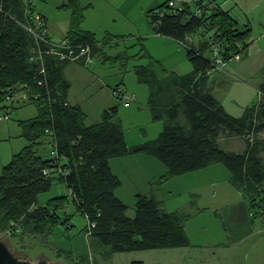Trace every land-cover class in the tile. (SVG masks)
I'll return each mask as SVG.
<instances>
[{
    "label": "trees",
    "instance_id": "1",
    "mask_svg": "<svg viewBox=\"0 0 264 264\" xmlns=\"http://www.w3.org/2000/svg\"><path fill=\"white\" fill-rule=\"evenodd\" d=\"M34 4L29 8L24 0H0V112L14 110L11 99L23 92L37 109L34 118L19 122L28 145L13 155L0 173V236L18 244L26 237L45 240L58 227H73L69 214L73 208L88 222V228L82 230L85 235L112 254L188 247L184 225L190 215L166 212L153 194L136 193L134 217L126 216L127 206L115 194L121 182L111 172L109 161L134 155L152 157L164 166L166 172L159 184L220 164L230 175V185L241 194L250 220L264 219V140L259 138L264 132V82L258 87L261 99L246 107L240 117H232L206 87L207 73L212 70L208 41L183 48L192 67L185 75L164 73L159 77L150 65L136 66L138 83L149 88L151 120L163 125L155 139L128 147L118 106L104 110L98 123L85 126L80 107L68 104L70 83L64 70L72 62L45 53L32 60L38 49L43 52L48 48L24 28L33 25ZM60 8L70 11L69 27L60 43L73 48L88 45L95 58L104 57V48L111 42L127 38L107 35L101 42L83 31L84 8L78 0H67ZM146 16L155 35L178 43L202 26V20L188 10L172 12L167 1ZM212 20L227 52L237 41L241 53L246 49L249 31L238 28L218 4ZM135 44L141 56L151 58L142 39H136ZM247 135L252 136V142ZM221 136L243 139L244 151L222 150L218 144ZM46 137L49 150L42 154L39 146ZM54 183L62 184L68 194L39 204L38 197ZM18 252L25 254L14 251L22 255ZM57 254L66 255L73 264H91L87 255L75 262L69 252L59 250Z\"/></svg>",
    "mask_w": 264,
    "mask_h": 264
},
{
    "label": "rangeland",
    "instance_id": "2",
    "mask_svg": "<svg viewBox=\"0 0 264 264\" xmlns=\"http://www.w3.org/2000/svg\"><path fill=\"white\" fill-rule=\"evenodd\" d=\"M167 1V0H166ZM37 2V3H36ZM35 2L34 14L42 13L52 23L68 20L69 10L59 9L56 7L58 0H47ZM218 3V1L216 2ZM241 8V6H240ZM238 7V9L240 10ZM235 9L234 12L239 10ZM259 10L264 11V2L260 3ZM240 12V11H239ZM258 13L255 10L253 17H260V24L264 25V14ZM234 16V15H233ZM52 28L57 35L61 32L62 23ZM115 43V42H114ZM119 43V44H118ZM118 46L110 45L104 48V57L98 56L94 61V65L83 68L81 66H74L67 70V77L71 81L69 96L75 103H79L82 111L85 114L84 125L89 126L100 121V112L106 109L110 104V97L112 94L110 89L119 84L128 97L131 99L126 104L118 103V115L122 120V127L125 134V139L128 146L141 144L143 142L155 139L162 130V122H153L150 117L146 102L149 93V88L146 85L139 84L134 74V67L138 65H150L160 74L164 69L175 68L176 74L183 75L192 70L191 65L185 57V51L180 46L179 52H172L162 50L155 40L144 41V46L150 59L141 56L140 48L135 44V41L125 40L118 42ZM134 45V46H133ZM235 63V61H230ZM76 66V67H75ZM221 71V70H220ZM220 71L211 73V79L214 82L223 81L222 86H215V95H223L225 102L233 105H247L256 100L255 94H252L250 89L243 87L240 82L230 77H224ZM85 75V76H82ZM85 77L84 79H82ZM248 84H254L255 78L248 80ZM135 96V100H132ZM261 99V98H260ZM17 104V103H16ZM11 114L9 120L0 122V173L6 164L11 160L12 156L19 153L24 147L28 145V141L23 137L24 130L19 126V122L28 120L36 116V107L33 103H26L21 106L17 104L15 109H10ZM231 138V140H227ZM264 140V136H262ZM218 142L220 148L224 151H231L240 154L241 150L245 148L243 139L237 137L221 136ZM49 138L42 139V143H48ZM49 150V144L46 151ZM135 157V156H128ZM139 157H146L145 155ZM264 160V152L261 154ZM139 159V158H137ZM165 171L162 164L153 158H149ZM115 160L111 164L113 172L119 176L122 186L116 192L118 198L127 206L126 216L128 218L134 217V192H145L147 190H154V194L162 200L163 209L166 211L178 210L184 214L192 217V221L187 227L188 233L191 234L192 240L199 243L202 240L214 242L222 235L226 234L222 228V224L210 218L211 211L207 208L215 204L219 197L225 192L228 186L230 175L228 171L220 164H214L212 169H217V172H207L205 175H200L198 172L184 175L169 180L166 184L154 183L148 186L152 180L151 177L155 174L151 167L139 160ZM136 162V163H135ZM120 163V164H119ZM132 164L134 174L129 175V172L124 170L121 164ZM143 165V166H142ZM125 167V168H126ZM136 171V172H135ZM137 171H140L139 174ZM141 179V183L135 184L128 177L132 176ZM186 177L191 179L187 180ZM149 178L147 185L142 183L143 179ZM182 181L184 183H179ZM176 183H178L176 185ZM157 185V186H155ZM160 186V187H158ZM210 188V190H206ZM228 190V188H227ZM233 191H235L233 189ZM171 192L172 194H169ZM214 193V195H212ZM68 191L62 184L54 183L50 191L41 194L38 197V203L44 204L47 200L67 195ZM194 194L200 195L195 197ZM213 196V197H212ZM206 208V209H205ZM199 212V213H198ZM198 213V214H197ZM71 225L72 229L56 228L54 233L43 238H24L21 243H16V240H11L10 247L15 250L24 251L31 260H35L38 254L44 253L49 257L50 262L61 264H73L66 255H58L59 250L69 252L73 261H78V256L86 253L91 264H131L132 262H142L143 264H264V256L259 255L254 261L252 254L249 253L248 246L224 247L218 246H190L189 248L165 249V250H149L140 252L116 253L112 254L108 248L100 246L98 242L92 238H88L82 231L88 228L87 220L73 211ZM261 221L264 226V219ZM205 224V230H203ZM204 231V232H203ZM195 232V235L193 234ZM264 233V229H263ZM195 236V237H194ZM6 238V236H0ZM197 240V238H199ZM225 239V238H224ZM252 258V259H251Z\"/></svg>",
    "mask_w": 264,
    "mask_h": 264
},
{
    "label": "crops",
    "instance_id": "3",
    "mask_svg": "<svg viewBox=\"0 0 264 264\" xmlns=\"http://www.w3.org/2000/svg\"><path fill=\"white\" fill-rule=\"evenodd\" d=\"M40 1L47 2V0H40ZM217 1H218L217 4L220 7V9L229 14V16L237 23L238 28L249 31L246 49L240 54L239 59L235 60V63L227 64L220 71V73L223 74L224 77H230V79H234L240 82L242 84V88L243 87H246L247 89L249 88L252 94H255L256 100L247 105H240V106L236 104L233 105L231 103L226 104L224 96L218 94V97H217L214 92L216 89L215 86H222L224 82L221 80H219L218 82H214L213 80H210L211 75L208 77L206 87L210 91V93L220 102V104L223 106L227 114H229L232 117H240L243 114L246 107H250L256 104L260 100L258 87L261 83L264 82V71H263V68H264V25L260 24V17L252 16L255 10H258V13L261 12L259 10V7H260V3L264 2V0H216V2ZM66 2L67 0H58V2L56 3V7L61 9L60 7L62 5H65ZM78 2H79L80 7L84 8V18L81 24V29L83 31L93 34L98 41L102 42L103 38L107 35L113 36V37H117V36L127 37L121 40L120 42L125 41V40H131V41L136 42V39H142L143 46H144V41L155 40V42L159 45V48H161L162 50L170 51V53L174 51L175 53L179 52L180 45L178 42H176L175 40L171 38L158 36L153 33L152 28L149 24V20L146 16L149 10L160 6L161 4L166 2V0H78ZM35 5L36 4H34V7ZM238 7L240 8V10L238 9ZM235 9H238L240 12L238 11L235 13L234 12ZM64 10H67V9H64ZM261 13L264 14V11ZM38 15H40L46 23L50 40L54 43H60L61 41H63L67 33L68 27H69L70 14H69L68 20H65L62 22H60L59 20L54 23L53 22L51 23L44 14L38 13ZM55 23H57V25L62 23L61 32L58 35L52 30V28L56 26ZM114 44H115L114 42H111L108 46H106V48ZM118 44H115L114 46L116 47L118 46ZM144 49H145V46H144ZM97 57L98 56H95L94 61L96 60ZM73 64L75 63L69 64L64 70V75L66 79L68 80V82L70 83V87H71V81L67 77V70L73 68L74 67L72 66ZM75 65L81 66L78 64H75ZM138 66H142V65H138ZM83 68H86V67H83ZM168 69H169L168 71H165L163 69L164 72H161L160 74H158L155 70L154 71L159 77L165 76L164 73L176 74L175 68H168ZM176 75H179V74H176ZM82 76H85V75L82 74ZM84 78L85 77H83L82 79ZM253 78H255V83L248 84L247 81ZM116 86H119V84L115 85L114 87ZM119 87L126 94L125 90L121 86ZM113 88L110 89L111 94H112ZM69 92H70V89L67 95L68 104L71 106H78L82 110L81 105L79 103H75L72 100V98L69 96ZM114 99L115 98L112 94V98L110 97L109 99L110 104H108L106 109L101 110L100 115L104 110L117 106L115 103L116 99L115 101ZM132 100H135V96H132ZM16 105H17L16 103L13 104L14 109ZM23 105H26V104H21V106ZM146 105H147V102H146ZM118 118L119 120L121 119L119 115H118ZM120 121L122 124V120ZM124 138H125V134H124ZM227 140H231V138H228ZM219 141L220 139L218 140V142ZM125 142H126V139H125ZM48 144L49 143H42L39 146V151L42 154L46 153ZM126 145H127V142H126ZM128 147H131V146H128ZM243 151H244V148L241 150V153ZM134 156L135 157H130V158L126 156V157L113 159L109 161L111 172L119 180H120L119 176L113 172V169L111 166V164L115 162V160H124L125 162H128L126 160H129V161L139 160L141 161L140 163H144L145 167L149 165L151 169H155V170H152V172L155 171L153 172L154 174L156 173L154 176L151 177L152 179H150L152 180V182L148 180L149 178L143 179L142 183L146 185L148 183L147 181H150L148 183V186L154 183L156 184L159 181V178L165 174L166 169L165 171H163L161 167H159L158 165H156V163L151 161L149 158H152V157H149V156L139 157L142 155H134ZM121 165L122 167H124L123 168L124 170H122L123 172L127 171L129 172V175L134 174V170L133 168H131L132 167L131 163L127 164V167H126V164L125 165L121 164ZM213 166L214 165H211L205 169H202L196 172H198L200 175H205L207 174V172H212V170H214V172H217L218 171L217 169H212V168H215ZM137 172L139 174L141 173L140 171H137ZM192 173H195V172H192ZM188 174H184V175H188ZM184 175L178 176V177H183ZM132 177L133 178L131 177H128V178L131 179L135 184L141 183L140 178L136 177L135 175H133ZM173 178H177V177H173ZM186 178L187 180H189L192 177L191 178L186 177ZM227 179L229 180V177ZM169 180L162 182L161 185L168 183ZM179 183L182 184L184 182L179 181ZM177 184L178 183H176V185ZM121 186H122V182H121ZM228 186H231V185L229 184ZM227 188L225 192H223V194L219 197V200L215 204L209 206L210 208H207L208 210L211 211V214H212L210 218L222 224L221 226L226 234L222 235V240H220L221 238H218V240H213L214 242H208L210 241V239H208V241L202 240L199 243H197L196 240L194 239L192 240L191 234L188 233L187 231V227L192 221V217L190 216L189 220L184 225V231L189 241V246L187 248H189L190 246H196V245L200 247L210 246V245H213V246L221 245L224 247H230V246L236 247V246L245 245V246H248L249 248L248 251L249 253L253 255L252 258L254 261L257 257H259V255H262V257L264 256V233H263L264 226L262 224L263 221H261L260 223H258V221L261 219H258L256 221H251L246 204L243 201L241 194L237 190H235L233 187L232 188L235 191H233V189H230V187H227ZM206 190L208 191L210 190V188L208 187V189ZM136 193H143V194L151 193L157 198V196L154 194V190L153 191L147 190L145 192H134L133 198ZM168 193L172 194L171 192H168ZM212 195H214V193ZM194 196L199 197L200 195L194 194ZM157 199L160 200L159 198ZM160 201L162 202V200ZM166 212L171 213V212H180V211L173 210V211H166ZM205 229L206 228L204 224L203 230ZM193 234L195 235V232H193ZM199 239L200 237L197 238V240ZM83 255H86V253L84 252L78 257L83 256Z\"/></svg>",
    "mask_w": 264,
    "mask_h": 264
},
{
    "label": "built area",
    "instance_id": "4",
    "mask_svg": "<svg viewBox=\"0 0 264 264\" xmlns=\"http://www.w3.org/2000/svg\"><path fill=\"white\" fill-rule=\"evenodd\" d=\"M26 5L30 8L37 0H24ZM167 7L172 12L176 13L179 11L188 10L192 16L202 20V26L192 36H187L184 42H179L182 48L188 47L190 44L196 43L197 41H208L210 45L209 59L211 62L212 70L208 71L207 75L215 71L222 70L230 61L238 60L242 51V45L240 42L234 44V49L231 52H227L224 49V45L220 40V33L212 16L217 7L215 0H167ZM31 13V10H29ZM33 25L24 26L26 31L32 35L36 41H40L48 46L45 51L39 49L35 52L36 54L32 60L41 59L43 53L56 57L59 61H69L72 63H83L85 67L93 65L94 57L90 54V47L88 45H79L76 48L70 47L65 43H54L49 40L48 28L44 19L38 14H32ZM43 72V70H41ZM112 94L118 102L126 104L130 97H128L118 86L112 90ZM260 95V94H259ZM261 98V95H260ZM13 103L23 104L28 103L29 97L26 92L16 94L11 99ZM13 105V104H12ZM11 111L4 110L0 112V122L9 120ZM264 132L259 134V138L263 139ZM246 139L252 142V136L247 135ZM50 156L55 158L56 154L54 151L50 152ZM60 172V171H59ZM16 227V225H14Z\"/></svg>",
    "mask_w": 264,
    "mask_h": 264
},
{
    "label": "water",
    "instance_id": "5",
    "mask_svg": "<svg viewBox=\"0 0 264 264\" xmlns=\"http://www.w3.org/2000/svg\"><path fill=\"white\" fill-rule=\"evenodd\" d=\"M20 254L22 255H16L10 247V243L5 238L0 237V264H61L51 263L49 257L44 253L38 254L34 261L26 253Z\"/></svg>",
    "mask_w": 264,
    "mask_h": 264
}]
</instances>
